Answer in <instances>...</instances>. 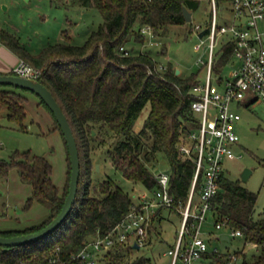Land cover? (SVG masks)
<instances>
[{
	"label": "trees",
	"instance_id": "1",
	"mask_svg": "<svg viewBox=\"0 0 264 264\" xmlns=\"http://www.w3.org/2000/svg\"><path fill=\"white\" fill-rule=\"evenodd\" d=\"M71 2L82 8L95 7L103 18V24L93 30L82 45L54 43L34 53L21 43L15 33L0 28V44L20 61L41 72L38 80L52 92L69 120L81 162L77 199L66 220L37 242L14 247L0 246V264H77L73 256L90 240L109 234L129 212L140 208L141 205L112 179L101 183L98 195L90 193V139H95L97 135L93 134H98L104 128L111 131L117 140L110 158L113 166L126 179L139 183L148 193L154 192L158 187L157 177L148 165L155 160L157 153H161L169 165L170 193L175 205L180 202L185 204L191 189L196 164L193 159L183 157L179 147L183 135L196 121L191 113L194 99L191 90L200 81L202 69L182 76L168 62L166 70H159L162 63L158 57L167 48L164 41L161 45L152 46H160V50L154 48L142 51L132 47L125 55L120 48H126L130 42H147L148 36L141 32L143 26L151 27L155 40H163L171 26L190 23L185 20L183 10L186 8L193 14L199 9L200 0ZM216 2L218 6L224 7L230 0ZM190 28L187 27L189 32ZM233 49V43L228 42L216 53L214 72L217 75L231 58ZM8 74L15 73L12 70ZM25 92L29 91L0 85V116L5 110L6 117L22 128H25L27 117L25 103L28 98ZM39 101L54 119L45 103L40 98ZM148 105V115L141 129L136 132L135 124ZM54 121L56 129L60 130ZM68 161L67 182L62 194L52 180V164L46 157L27 151L16 153L9 162L0 161V174H7L11 167H15L21 181L31 187L32 194L27 206L38 201L49 211V216L37 225L25 229L0 230V236L36 232L52 221L60 212L68 193L69 157ZM218 182L219 191L213 199L211 211L215 226L224 223L227 230H241L244 245H255L257 253L248 260L244 249L234 253L210 251L207 258L211 264H227L230 256L235 254L237 257L243 256L240 264H264V216H254L258 193L249 190L241 179L229 178L224 170ZM201 183L200 176L195 189V201L198 200ZM162 209L158 210L157 216ZM171 212H176L181 218L174 209ZM156 218L149 226L150 235L156 231ZM156 234L159 236L158 231ZM138 249L131 243L117 244L98 264H146L151 260L144 255L133 257Z\"/></svg>",
	"mask_w": 264,
	"mask_h": 264
},
{
	"label": "rangeland",
	"instance_id": "2",
	"mask_svg": "<svg viewBox=\"0 0 264 264\" xmlns=\"http://www.w3.org/2000/svg\"><path fill=\"white\" fill-rule=\"evenodd\" d=\"M200 2V7L192 14V21L189 24L171 26L166 38L161 41L153 39L143 44L130 42L126 49L134 47L135 50L142 51L154 48L160 50V46H155L159 43L161 45L164 41L167 48L165 53L158 57L160 63L171 62L180 70L182 76L199 71L201 66L197 65L196 61L201 54L204 58L207 57V44L203 45L202 51H195L194 46L200 39L194 27L205 26L211 17L210 0ZM225 6H218L219 23L232 20V15ZM102 24V15L95 7L82 8L71 0H0V28L15 33L21 43L34 53L48 44L82 45L89 34ZM187 27H191V32ZM153 45L155 46L152 47ZM3 49L7 51L5 47ZM1 57H4L2 51ZM200 74L204 75L205 71L202 69ZM25 94L28 98L25 103L27 111L25 128L8 119L5 110L0 116V161L9 162L16 153L27 151L32 155L46 157L52 164V180L62 194L68 175L67 144L61 131L56 129L52 115L40 104L39 98L31 92ZM238 111L241 119L236 126L240 137L237 152L241 157L226 161L224 172L235 180L241 179L244 169L250 170L248 180L242 183L249 190L258 193L254 216L260 218L264 216V105L246 102ZM148 112L149 105L144 108L135 124L136 132L143 126ZM93 135L97 137L90 139L91 195H98L101 183L106 179H112L139 203L140 193H144L143 188L139 183L126 179L111 161L110 153L117 141L114 134L104 128ZM151 142L150 139L149 143ZM148 166L155 174L169 171L167 160L161 153H157L155 160ZM31 194V187L21 181L15 167H11L7 174H0V230L25 229L37 225L49 216L48 209L38 201H33L27 206ZM156 219L154 228L159 236L156 231L151 235L148 233V243L138 249L133 257L144 255L150 258L146 264H171L167 250L177 239L181 218L176 212L162 209ZM223 234H228L227 228L216 229L213 215L208 213L202 228V236L211 249L216 248L220 252L244 249L248 260L257 253L256 246L249 243L244 245L241 237L230 236L229 240H224ZM242 259L243 256H238L237 264H240Z\"/></svg>",
	"mask_w": 264,
	"mask_h": 264
},
{
	"label": "built area",
	"instance_id": "3",
	"mask_svg": "<svg viewBox=\"0 0 264 264\" xmlns=\"http://www.w3.org/2000/svg\"><path fill=\"white\" fill-rule=\"evenodd\" d=\"M210 2L209 21L205 26L194 27L200 39L194 46L195 51H202L203 45L207 44V57L201 54L196 61L205 74H200V81L191 90L194 96L191 113L196 121L183 135L179 147L180 154L193 159L196 164L187 201L175 205L170 193V173L156 174L158 187L155 191H144L140 208L129 212L109 234L90 240L73 256L77 264H98L117 244L145 246L149 226L160 208L174 209L181 215L177 239L174 246L167 250L171 264H211L207 253L220 252L210 248L202 236V228L219 191L218 181L225 162L241 157L237 152L240 137L236 128L241 119L239 107L246 102L264 105V0H230L225 8L228 7L226 9L231 13L232 20L227 23L218 22L217 2ZM203 31H206L205 34L199 37ZM141 32L149 40L154 39L150 26H143ZM228 42L234 45L233 53L217 75L214 72L215 56ZM120 51L128 55L126 48L121 47ZM166 69V64L159 65V70ZM13 72L33 79H38L41 73L24 61H20ZM200 176L202 183L195 201ZM215 227L222 229L225 224L218 223ZM228 235L243 236L241 230L233 229H228ZM237 260L238 257L232 254L227 264H236Z\"/></svg>",
	"mask_w": 264,
	"mask_h": 264
},
{
	"label": "water",
	"instance_id": "4",
	"mask_svg": "<svg viewBox=\"0 0 264 264\" xmlns=\"http://www.w3.org/2000/svg\"><path fill=\"white\" fill-rule=\"evenodd\" d=\"M183 11L185 20L187 22H191L192 13L186 8H184ZM205 32L206 31L200 33L199 37H202ZM176 73L179 74L180 70L177 69ZM0 85L13 86L15 88L29 91L37 95L45 103L48 109L52 112L54 119L60 127V131L67 144L70 159L69 188L60 212L52 219L49 224L36 232L14 236H0V246L14 247L37 242L45 238L50 233L59 228L66 220L68 215L71 213L77 199L79 179L81 174V162L77 141L69 120L52 92L42 82H40L38 79L23 77L16 74L2 73L0 74ZM249 174L250 170L244 169L241 176V181L246 182L248 180ZM222 239L229 240L230 238L228 235H223ZM136 248L138 249L139 247L136 246Z\"/></svg>",
	"mask_w": 264,
	"mask_h": 264
},
{
	"label": "crops",
	"instance_id": "5",
	"mask_svg": "<svg viewBox=\"0 0 264 264\" xmlns=\"http://www.w3.org/2000/svg\"><path fill=\"white\" fill-rule=\"evenodd\" d=\"M4 47L5 46L0 44V51H2L4 54V57L0 58V73H9L20 62V59L16 55H14L9 49H7L6 47L5 48L7 49V51L9 50L8 52H11V53H8L7 51H5L3 49ZM141 195H142V192L140 193V196ZM139 200L141 201L142 199L140 198ZM140 201H138V202H140ZM223 235H228V234H223ZM229 238H230V236H229ZM231 253H234V252H231Z\"/></svg>",
	"mask_w": 264,
	"mask_h": 264
}]
</instances>
